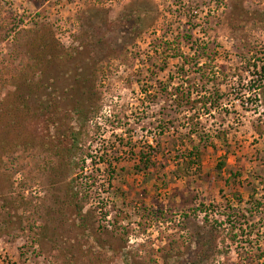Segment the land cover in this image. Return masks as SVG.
<instances>
[{
  "label": "rangeland",
  "instance_id": "obj_1",
  "mask_svg": "<svg viewBox=\"0 0 264 264\" xmlns=\"http://www.w3.org/2000/svg\"><path fill=\"white\" fill-rule=\"evenodd\" d=\"M0 264H264V0H0Z\"/></svg>",
  "mask_w": 264,
  "mask_h": 264
},
{
  "label": "trees",
  "instance_id": "obj_2",
  "mask_svg": "<svg viewBox=\"0 0 264 264\" xmlns=\"http://www.w3.org/2000/svg\"><path fill=\"white\" fill-rule=\"evenodd\" d=\"M192 162L194 165H199L201 162V152L198 149V146H195L193 151L190 153V157L187 158ZM223 166V165H221ZM262 257V256H261Z\"/></svg>",
  "mask_w": 264,
  "mask_h": 264
}]
</instances>
